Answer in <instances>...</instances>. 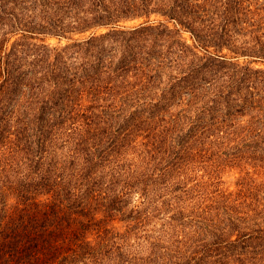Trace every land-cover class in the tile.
<instances>
[{"label": "trees", "instance_id": "trees-1", "mask_svg": "<svg viewBox=\"0 0 264 264\" xmlns=\"http://www.w3.org/2000/svg\"><path fill=\"white\" fill-rule=\"evenodd\" d=\"M0 264H264V0H0Z\"/></svg>", "mask_w": 264, "mask_h": 264}, {"label": "rangeland", "instance_id": "rangeland-1", "mask_svg": "<svg viewBox=\"0 0 264 264\" xmlns=\"http://www.w3.org/2000/svg\"><path fill=\"white\" fill-rule=\"evenodd\" d=\"M143 22H145V20L129 22L128 25L134 26V25H139ZM186 36L188 38L190 37L189 34H186ZM50 41L54 44L58 43V39H51ZM69 41L70 40H68V39H63L62 44H67ZM126 158L129 160V162L127 163V165H128V164H130V161L132 159H134V154L129 153L126 155ZM196 166H198V165H196ZM199 167H201V165ZM191 173L195 174L196 176H197V174L198 175H205L207 173V170H206V167H204L203 169H198V170H195V168H194V170L191 171ZM239 177H240V172L237 169H232L231 167L224 169V172L221 174V180L224 181L225 183H222L221 187L223 189L227 187L229 190H236Z\"/></svg>", "mask_w": 264, "mask_h": 264}]
</instances>
